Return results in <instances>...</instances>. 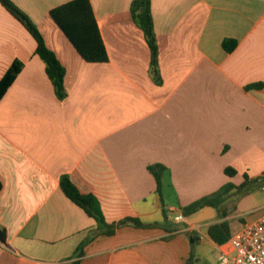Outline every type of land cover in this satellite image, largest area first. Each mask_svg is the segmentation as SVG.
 Listing matches in <instances>:
<instances>
[{
  "label": "crops",
  "instance_id": "1",
  "mask_svg": "<svg viewBox=\"0 0 264 264\" xmlns=\"http://www.w3.org/2000/svg\"><path fill=\"white\" fill-rule=\"evenodd\" d=\"M11 1L65 67L67 97L57 98L36 40L0 3V80L23 63L0 100V264H218L230 239L215 242L209 228L227 221L232 237L264 214L248 221L241 211L264 191V87L248 88L264 83V0H152L160 82L134 0H90L106 63L83 59L51 18L71 0ZM225 40L237 42L233 51ZM156 164L167 168L161 195L148 169ZM64 175L96 196L108 224L165 227L100 233L63 192ZM244 183L227 217L223 208L200 223L190 220L207 207L183 214Z\"/></svg>",
  "mask_w": 264,
  "mask_h": 264
},
{
  "label": "trees",
  "instance_id": "2",
  "mask_svg": "<svg viewBox=\"0 0 264 264\" xmlns=\"http://www.w3.org/2000/svg\"><path fill=\"white\" fill-rule=\"evenodd\" d=\"M152 0H134L131 6V12L136 24L142 29L145 39L151 50V65L152 73L156 82H160V75L158 71V44L154 29V20L151 10ZM0 3L10 12L34 37L38 44L37 54L46 64V72L52 81L55 89V94L59 100L67 97L65 87L66 69L56 57L55 53L50 50L45 42L44 36L37 27V25L30 19V17L23 12L11 0H0ZM50 16L56 25L63 31L68 40L76 48L78 53L87 62L92 63H106L108 62V53L102 40L97 20L90 0H71L62 4L50 11ZM237 42L234 40H225L223 47L227 52L235 49ZM23 68V63L15 61L5 76L0 80V100L6 94L10 86L13 84L18 74ZM264 87V83L252 84L248 88L259 89ZM149 171L154 175L158 184V192L162 194V178L167 170L164 165L156 164L148 167ZM225 172L233 176L236 174L234 168H227ZM247 178V176H246ZM259 181L263 182L264 177ZM246 183L240 187L226 186L217 193L203 198L190 206L183 209L185 216H192L201 209L211 206L216 210L224 209L222 217H227L230 212L226 209L227 201L232 197V191L238 190L244 193L246 190ZM61 188L66 196L76 205L84 209V211L96 220L99 226V232L102 234L113 235L118 228L124 226H135L139 228H164L165 223H144L140 219L128 217L119 222L108 224L99 206V200L93 194L82 193L77 186L72 182L68 175H64L61 179ZM2 185L0 184V190ZM165 220H168L167 213H164ZM209 233L212 239L223 244L231 237L230 226L227 221L212 225L209 228ZM0 241L6 243V230L0 226ZM87 241L83 242L78 250L79 257L84 255V247ZM79 260L72 264H78Z\"/></svg>",
  "mask_w": 264,
  "mask_h": 264
},
{
  "label": "built area",
  "instance_id": "3",
  "mask_svg": "<svg viewBox=\"0 0 264 264\" xmlns=\"http://www.w3.org/2000/svg\"><path fill=\"white\" fill-rule=\"evenodd\" d=\"M183 219L182 215L175 218L177 222ZM217 263L264 264V214L258 222L246 225L223 245Z\"/></svg>",
  "mask_w": 264,
  "mask_h": 264
},
{
  "label": "rangeland",
  "instance_id": "4",
  "mask_svg": "<svg viewBox=\"0 0 264 264\" xmlns=\"http://www.w3.org/2000/svg\"><path fill=\"white\" fill-rule=\"evenodd\" d=\"M244 177H242L243 179ZM245 181V180H244ZM241 183V182H240ZM240 186L241 184H237ZM258 192V197H256V200H251L247 201L243 206H241V211L244 209L245 211H250L248 212V216H246V219L248 221H254L256 220L260 213L264 211V191H257ZM242 192H239L238 190L234 191V194L232 197L227 201V205L229 208H233V205L237 207L238 205V199L241 197ZM177 208V205H176ZM257 209V210H255ZM175 213H172V216H175ZM235 222V220H232V223Z\"/></svg>",
  "mask_w": 264,
  "mask_h": 264
},
{
  "label": "water",
  "instance_id": "5",
  "mask_svg": "<svg viewBox=\"0 0 264 264\" xmlns=\"http://www.w3.org/2000/svg\"><path fill=\"white\" fill-rule=\"evenodd\" d=\"M208 211L213 212V217L215 216V209L213 207L209 206V207H207V209L205 210V212H201V213L197 214L190 221L192 223H200V222L205 221L207 219L213 218L212 216H210V214L208 213Z\"/></svg>",
  "mask_w": 264,
  "mask_h": 264
}]
</instances>
